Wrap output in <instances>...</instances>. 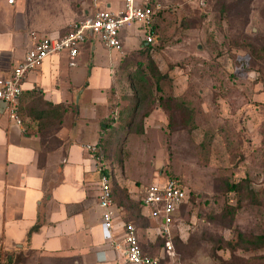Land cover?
Masks as SVG:
<instances>
[{
    "label": "rangeland",
    "instance_id": "1",
    "mask_svg": "<svg viewBox=\"0 0 264 264\" xmlns=\"http://www.w3.org/2000/svg\"><path fill=\"white\" fill-rule=\"evenodd\" d=\"M106 1L17 0L0 17L34 38L61 35ZM154 1L153 50L132 48L119 66L130 114L117 135L104 132L106 161L134 183L128 191L114 181L120 218L140 227L143 251L158 255L165 241L141 214L140 187L176 177L190 199L175 219L176 255L160 264H264V239L252 243L264 236V0ZM138 25L124 28L138 39ZM57 124L40 130L49 145Z\"/></svg>",
    "mask_w": 264,
    "mask_h": 264
},
{
    "label": "crops",
    "instance_id": "2",
    "mask_svg": "<svg viewBox=\"0 0 264 264\" xmlns=\"http://www.w3.org/2000/svg\"><path fill=\"white\" fill-rule=\"evenodd\" d=\"M14 3L0 0V11ZM104 7L119 8L110 0ZM89 13L86 11L82 17ZM7 22L6 17H0V75L21 61L38 38L21 28L6 29ZM15 22L20 26L24 19ZM125 28L120 33L122 52L108 50L99 42L106 50L104 58L102 49L98 47V51L95 39L89 36L80 49L77 65L73 66L82 64L83 69L69 66L65 54H55L28 72L18 102L21 126L9 120L0 102L1 264L2 252L22 254L20 263L11 264H131L121 250L105 240L98 205L99 174L85 147L90 143L97 145L108 165L111 185L114 181L120 185L126 181L123 186L131 190L134 183L131 181L130 185L127 179L119 178L118 166L106 161L101 144L104 132L116 128L117 135L121 129L118 124L130 114L119 95L122 57L132 48L146 46L144 34L136 26L133 33L139 34L138 39ZM115 95L117 102L111 99ZM110 99L118 104L116 119L110 115ZM63 108L66 113L59 117ZM60 118L61 123L52 135L53 144L49 145L40 130L45 123H56ZM146 186L141 184L140 195ZM119 213L114 232L122 244L119 230L127 220L121 219ZM143 218L149 219L144 215ZM136 228L140 237V227Z\"/></svg>",
    "mask_w": 264,
    "mask_h": 264
},
{
    "label": "built area",
    "instance_id": "3",
    "mask_svg": "<svg viewBox=\"0 0 264 264\" xmlns=\"http://www.w3.org/2000/svg\"><path fill=\"white\" fill-rule=\"evenodd\" d=\"M7 2L14 3V0ZM160 9L161 5L154 0H124L120 9H95L73 21L61 35L38 37L27 49L22 60L0 75V102L9 120L16 126L22 125L18 102L23 79L28 72L40 67L47 57L65 54L68 65L73 67L77 65L80 49L89 36L97 39L108 50L122 52L120 33L128 23L139 24L145 30L146 44H153L154 20ZM85 147L92 154L95 169L99 174L98 205L101 208L105 240L113 248L121 250L126 261L131 264H160L162 257L172 259L176 255L172 242L175 219L182 207L189 202L188 188L181 179L167 177L147 185L140 195L142 214L156 222L155 232L165 241L158 255L153 256L143 251L137 228L130 221H123L121 224L119 234L123 243L120 244L114 232L119 206L113 199L108 165L105 164L95 143L86 144Z\"/></svg>",
    "mask_w": 264,
    "mask_h": 264
},
{
    "label": "trees",
    "instance_id": "4",
    "mask_svg": "<svg viewBox=\"0 0 264 264\" xmlns=\"http://www.w3.org/2000/svg\"><path fill=\"white\" fill-rule=\"evenodd\" d=\"M154 46H153V44H146V46H144L143 47V50H145L146 52H151V49L153 48ZM160 77H162L163 78V75H160ZM62 106V105H61ZM54 107V106H53ZM134 107H136V104H134L133 105V107H132V109L134 108ZM54 109L56 110L57 109V107H54ZM64 109V108H63ZM66 109V108H65ZM65 109H64V111L63 112H61L60 113V115H59V117H62V116H64V114L66 113L65 112ZM58 124L56 125V128H58V126L60 125V123H61V118L58 120V122H57ZM102 142H101V144H103L104 142H103V139L101 140ZM114 186H115V183L114 182H112V185H111V187H112V193H114ZM229 187L230 188H236L237 187V185L236 184H229ZM114 198V197H113ZM189 199H190V192H189ZM117 205H119L118 204V202H117ZM185 206V205H184ZM183 206V207H184ZM182 207V208H183ZM175 239V236L173 237V240ZM262 239H264V236H257L253 241H252V243H255V244H257L258 242H262ZM160 240V239H159ZM162 240V239H161ZM161 243V245H162V242H160ZM157 254V253H156ZM156 254H150V255H153V256H155ZM4 257V258H3ZM2 259L4 260V264H11L13 261L14 262H16V263H20L21 262V260H22V254H10L9 252H7V253H4L3 254V252H2ZM0 264H1V254H0Z\"/></svg>",
    "mask_w": 264,
    "mask_h": 264
}]
</instances>
